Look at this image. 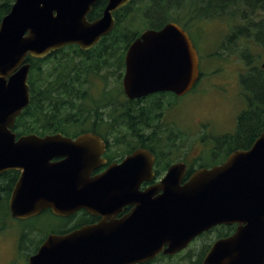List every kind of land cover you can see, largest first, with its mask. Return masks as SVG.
Returning a JSON list of instances; mask_svg holds the SVG:
<instances>
[{"label":"water","instance_id":"95a60500","mask_svg":"<svg viewBox=\"0 0 264 264\" xmlns=\"http://www.w3.org/2000/svg\"><path fill=\"white\" fill-rule=\"evenodd\" d=\"M97 1L15 0L3 17L0 173L21 171L9 201L16 219L45 209L60 216L81 208L102 212L106 205L129 198L140 203L120 221L50 234L30 264L144 263L161 252L175 255L214 226L235 222L243 225L216 240L201 264H264V132L250 149L235 150L221 164L196 169L184 183L186 163H173L156 187L163 193L155 198L137 190L144 173L152 170L153 155L145 150L91 178L104 162L99 134L31 133L17 138L16 120L31 101L27 58H44L68 45L92 48L115 28L114 12L132 0H108L102 16L89 20ZM199 65L198 50L179 23L147 28L127 49L124 92L130 99L160 91L184 95L197 82ZM138 168L141 176L136 178ZM128 172L127 178L113 177Z\"/></svg>","mask_w":264,"mask_h":264},{"label":"trees","instance_id":"16d2710c","mask_svg":"<svg viewBox=\"0 0 264 264\" xmlns=\"http://www.w3.org/2000/svg\"><path fill=\"white\" fill-rule=\"evenodd\" d=\"M14 1L0 0V23L10 12ZM107 3L108 0H98L88 15L89 20L100 17ZM114 14L115 28L94 47L82 50L78 45H68L44 58H27L31 63V101L16 120L14 130L18 135L60 132L76 137L84 132H94L106 138L103 132L105 125L123 123L133 126L132 100L121 98L120 93H123L126 52L143 31L139 26L145 24L147 28L160 29L170 21L177 22L189 32L201 52L204 50L201 43L206 38L202 23L216 18L229 20L231 25L226 41L220 47L240 53L250 66L242 77L254 111L243 113L239 137L243 141L253 140L264 128V63H259V55L254 54L247 43L243 48L239 46L245 43L243 38L253 39L264 46V0H132ZM216 55L223 56L221 51L209 56ZM158 109L154 106V120H158ZM160 109L164 110V107ZM121 118L123 122H120ZM154 125L157 141L174 139L168 135L169 128L163 129L158 121H154ZM233 150L223 149L225 155ZM161 151L157 148L158 158L163 155ZM215 151L218 152L213 148L210 154L206 153L198 166H211ZM17 178L18 172L11 170L0 179V230L11 216L9 201ZM222 229L219 227L220 233ZM210 242L211 238L207 237L200 252L194 253L190 249L156 260V263L179 259L201 264ZM192 254H198L197 260L192 259Z\"/></svg>","mask_w":264,"mask_h":264},{"label":"flooded vegetation","instance_id":"af4514ba","mask_svg":"<svg viewBox=\"0 0 264 264\" xmlns=\"http://www.w3.org/2000/svg\"><path fill=\"white\" fill-rule=\"evenodd\" d=\"M95 4L93 5V7L95 6ZM197 50L199 54L200 51L198 48ZM246 63L247 64L243 68L244 71L241 72L240 76L238 77V82L243 87L244 95L242 98L243 101L242 108L241 111L238 113V115H236L235 117L234 126L232 127L231 130L218 129L216 130L217 132L215 133H207L205 137L203 136L198 142H196V144L199 146L206 144V146L209 149L207 151V155L211 153V150H213V148L218 150V152L217 151L214 152L215 156L212 157L213 163L211 164V166H198V164L202 162L201 159L205 158V156L201 155L199 152L196 153L195 155H192L190 158L186 157L185 148L187 142L186 141L187 127L185 125V122H187V119L185 116H183V118L181 117L180 121H177V119L173 118L171 115V113L173 112V107L178 102L177 100L182 98L186 93L184 95H177L176 93L171 91H160L145 96L136 97L134 99H130L125 94L123 87V93H120V97L123 99L132 100L131 103L134 107L133 119L135 121V124L133 126H129L123 123L115 124V125H106L107 130H103V132L106 133V138L99 134L104 139L103 142L104 149L101 154V157L104 159V162L91 172L90 177L91 178L98 177L104 171H106L111 165L122 164L129 156L135 154L138 150L142 149L147 152V155L150 156L153 155V163H152L151 172L144 173L143 176L145 178L138 185L137 190L138 192L148 191L151 194V197L155 198L156 196L163 193V190L160 189L158 190L156 187L162 181L169 167L173 163L178 161H184L186 163L187 172L183 178V183H184L196 169L202 167H212L214 165L221 164L235 150L250 149L255 143L256 139L261 135V133L264 132V128L261 129L258 135L254 136L253 140L250 139L247 141H243L239 137V130L241 127V123L242 120H244L243 113L247 111L246 114H248L254 111L252 108V102L250 101L251 96L250 94H247L245 92L246 86L245 83L243 82L245 79L243 80L242 77V75L246 73V71L250 68L247 61ZM199 69H200V65H199ZM202 75L203 73H201L200 70L199 78L194 86H196V84L200 81ZM100 83L102 82L100 81ZM122 86H123V77H122ZM154 106L159 107L158 109L159 111L157 113L158 120H154V116H153ZM161 107H164V110H161L160 109ZM103 112L104 115L106 116L107 115L106 107L103 108ZM174 117L176 116L174 115ZM154 121H158V123L160 124V126L163 127V129L169 128L168 135H170L171 138L173 137L174 139L157 141ZM120 122H123L122 118L120 119ZM16 134H17V138H19L20 136L27 135V134L18 135L17 132ZM157 148L162 149L161 155L162 154L163 155L160 158H158ZM229 148H234L235 150L225 155L223 149H229ZM176 149H179L180 151L182 150L184 156L180 154V151L176 152ZM59 159H61V157H57L54 160H59ZM148 161L149 159H147V162ZM145 167H147V165ZM11 170L18 172V178H17L18 180L21 175V171L17 169H10L3 171L2 173H0V179L4 175V173ZM128 175L130 176V173L118 174L113 177L117 179H123L125 177L127 178ZM139 176L141 175L139 173V168H138L137 173L135 172V177L137 178ZM139 203H140L139 199L129 198V200L122 199L119 203L113 204V206L106 205V207L102 210V212L101 211L91 212L86 208H81L71 213L70 215L60 216L55 214L51 209H45L38 215L31 216L28 218H23V233L18 243V251L20 252L21 258L17 261V264H30L31 257L34 256L39 251L40 247L46 241L47 237L50 234L65 235L77 231L79 229H82L85 226L96 225L103 221L110 223H112L111 222L112 220L120 221L123 218H126L129 214H131L135 210V208H137ZM47 213L52 214L55 217L59 218L62 221V223L56 226L55 228L48 230L43 235H41L39 233L40 232L39 225L33 223L31 220L38 219L42 215ZM241 225L243 224L235 222L232 224H220L214 226L210 230L205 231L204 233L196 237L190 243L189 247H187L186 249L175 255L182 254L192 249L196 241L204 237H210L211 242L206 251L207 253L210 247L212 246V244L216 240L233 235L237 231L238 227ZM219 227L223 228L221 231L222 233H220V231L218 230ZM175 255H166L161 252L154 259L139 264H155L156 260L172 257ZM193 256L198 257V254H192V257Z\"/></svg>","mask_w":264,"mask_h":264},{"label":"rangeland","instance_id":"374dc122","mask_svg":"<svg viewBox=\"0 0 264 264\" xmlns=\"http://www.w3.org/2000/svg\"><path fill=\"white\" fill-rule=\"evenodd\" d=\"M229 23V20H223L222 18L202 23L206 33V38L201 43L204 50L199 53L200 70L203 75L196 86L177 100L178 102L171 113L177 121H180L183 116L187 119V122H185L186 132L189 133L188 136L186 135L185 154L187 158L198 152L205 156L209 150L208 147L206 144L199 146L196 142L203 136L205 137L207 133H215L218 129L231 130L234 126L235 117L242 108L244 90L238 82V77L244 71L243 68L247 64L246 60L243 59L240 53L230 52V50H224L220 47L226 41L227 34L230 32L231 25ZM147 27L148 25L142 24L139 29L144 30ZM243 40L245 43H240V48H243L247 43L252 52L259 55V63H264L263 45L252 39L243 38ZM216 51H221L223 56H209ZM94 93L97 94V92ZM105 126L103 130H107V126ZM74 129L72 128V130ZM161 138L165 137L161 136ZM179 151V149H176V152ZM180 154L183 155L182 150ZM31 221L39 225L41 235L62 223L59 218L49 213ZM6 222V226L0 230V264H17V261L21 258L18 243L23 233V219L8 216ZM0 228H2V225H0ZM206 240L207 237H204L196 241L192 248L195 251L194 253L201 251ZM197 258L193 256L192 259L195 261ZM156 264H192V262L167 259Z\"/></svg>","mask_w":264,"mask_h":264}]
</instances>
